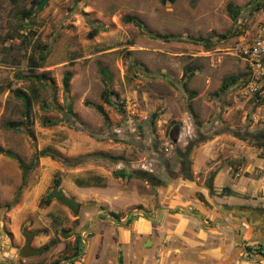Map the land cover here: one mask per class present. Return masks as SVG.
<instances>
[{
  "label": "rangeland",
  "instance_id": "374dc122",
  "mask_svg": "<svg viewBox=\"0 0 264 264\" xmlns=\"http://www.w3.org/2000/svg\"><path fill=\"white\" fill-rule=\"evenodd\" d=\"M41 1L0 0V149L26 165L47 148L59 159L39 158L21 186L18 162L0 155V264H93L98 223L120 228L111 214L123 222L139 211H121L133 200L123 197L113 201L115 212L93 207L95 173V184L109 181V191L133 184L155 195V209L143 213L150 217L167 211L190 219L198 210L190 213L188 187L181 193L177 188L185 180L207 189L204 198L190 192L203 203L202 220L226 211L222 228L198 222L209 244L229 243L230 236V261L264 264L258 255L264 240L238 218L241 207L264 210L263 87L255 95L250 91L242 54L264 32V0L258 10L253 0H49L39 10ZM227 6L239 12L231 15ZM125 17L140 20L142 28ZM43 56L40 68L29 67L30 59ZM14 90L31 98L29 122ZM72 116L77 120L69 124ZM8 123L33 136L7 130ZM118 171L131 177L115 178ZM148 174L158 186L146 181ZM217 174L227 187L248 184L255 191V182L258 191L235 193L241 206L218 203L212 182ZM55 180L64 195L72 197L68 186L75 189L77 213L54 200L43 204ZM102 189L94 188L105 195ZM231 223L244 229L234 233ZM27 242L33 252L23 255Z\"/></svg>",
  "mask_w": 264,
  "mask_h": 264
},
{
  "label": "crops",
  "instance_id": "0c3cea01",
  "mask_svg": "<svg viewBox=\"0 0 264 264\" xmlns=\"http://www.w3.org/2000/svg\"><path fill=\"white\" fill-rule=\"evenodd\" d=\"M97 177L98 175L95 173L92 178L93 207H95L96 204H100L106 207L107 210H112L113 201L121 197H123L122 199L133 198L132 202L121 211L126 212L134 208V206H137L139 211H135L138 213H134L140 215V217L129 225H125L126 220L121 222L122 226H120V228L98 223L97 232L95 231L96 237H94L95 240H93V264H119V258L122 264H236L234 260L230 261L233 255H231V257L229 255L234 250V248H231L235 245V240L229 236V243H225V239H223V241L221 240V242H218L216 239L213 244H209L210 241L206 240L207 237L205 233L198 226V222L207 226L216 224L220 228L225 225L219 222L223 217H226V211L222 210H220L221 212L217 211L216 213L219 217L211 219L210 222L202 220V214L200 212L203 213V211H201L203 206L200 200L194 199V196L201 195L203 198L206 197L204 191L207 189L198 188L197 186L193 187V183L191 184L189 181L185 180L183 182L186 183H181L180 188H177L181 193L188 187L187 191H189V197H186V199L193 205L190 208V213L193 210H198L196 215L191 214L190 219L178 215V213L173 215L169 214L167 211L150 217L149 215H144L146 214L144 212L148 213L155 209V195L140 191L136 186L132 188L133 184L129 186L130 188H115L109 191L113 186H111L112 184H110L108 180V183L103 184L102 187V192H104L105 195L99 194L95 191H99V188L94 190V188H97L95 184ZM222 181H224V178L221 174H217L212 181L214 193L218 196V203L230 201L235 205L241 206L243 204L241 200L235 196V193L255 196V191H258L259 188L255 182L253 184L256 190L253 191L251 187H248V184H245L244 187L239 185L227 187ZM66 190L71 192L69 193L72 197H75V189L68 186ZM109 192L111 194L110 197L108 196ZM158 194V196H161L160 192H158ZM65 196L69 197L66 192ZM171 196V198H175L174 195ZM220 196H222L224 200H220ZM161 199L162 197H158L157 201L159 205ZM74 200L76 201V199ZM244 202L249 203L250 200ZM232 219H234L233 216L231 217V220ZM94 223L95 220H93V224ZM231 226H233L232 231L234 233L241 230V224L231 223ZM228 231H230V228H228ZM240 234L241 239L242 232ZM117 249L121 252L120 257Z\"/></svg>",
  "mask_w": 264,
  "mask_h": 264
},
{
  "label": "trees",
  "instance_id": "16d2710c",
  "mask_svg": "<svg viewBox=\"0 0 264 264\" xmlns=\"http://www.w3.org/2000/svg\"><path fill=\"white\" fill-rule=\"evenodd\" d=\"M165 1H169L170 3H173L175 0H165ZM259 0H253L252 1V7L254 6V10H258V2ZM40 3V2H39ZM251 7V9H253ZM264 7V6H263ZM227 10L230 12L231 15H236L239 11L238 9H234L232 8L231 6H227ZM30 16V13L27 14V17ZM125 21L127 23H132L134 24L136 27L138 28H142V22L136 18H133V17H125ZM44 56L39 58V62H35L33 59H30L28 64H29V67L31 66V68L33 69H38L41 67V63L44 61ZM105 75H106V71L105 69H102L101 70ZM192 76V72L189 71L188 73H185L184 74V77H186V81L183 83V88L186 89L187 88V82L189 80V78ZM70 74H67L65 77H64V80H63V86H64V89L67 90L68 89V84H69V79H70ZM225 87L229 86L228 83H225L224 84ZM13 95L15 98H17L20 102H21V105H22V109H23V113L22 115L24 116L25 120H27V122H29V115L30 114V111H31V98L29 95H27L26 93L20 91V90H14L13 91ZM105 97L103 98L104 99V102L109 105L110 104V101H109V93H104ZM99 113H101L102 115H104V112L102 110V108L100 106H96L95 108ZM73 118L69 121V124H73L75 120H77L74 116H72ZM74 120V121H73ZM48 126H54V125H57V122H48L47 124ZM6 129L9 130V131H12V132H16V133H23V134H27L29 136H33V133L31 130L25 128V127H22L20 124H17V123H8L6 125ZM195 145L194 142H191L187 149H186V154L189 153L190 149H192V147ZM185 154V153H183ZM0 155H4L10 159H14L18 162V165H19V168L21 169L22 171V175L20 176L21 177V186H24L26 184V179H27V175L28 173L34 168L37 160L39 158H43V157H50V158H53V159H59V157L53 153L50 149H43V150H40V151H37L34 153L33 155V158L32 160L30 161L29 164H24L15 154H13L12 152L10 151H4L2 149H0ZM113 176L115 178H125V177H131V175L128 173H125V172H122V171H118V172H115L113 174ZM188 180H191V177L187 175L186 177ZM146 181L151 184L153 187L154 186H158V181L155 180V178L153 176H151L150 174L147 175L146 177ZM98 187H103V185H97ZM59 188V182L58 180H55L54 181V184H53V188L52 190L50 191V193L46 196V198L42 201L44 205H48L52 200L56 201L58 204L60 205H63L65 207H67L70 211H72L73 213H77V211L79 210V208L81 207V204L76 202L73 198L71 197H66L62 191ZM227 191V190H226ZM16 203V199L13 201V203L7 205V209H10V207H12L14 204ZM131 215L128 216L126 222H125V225H128L132 222V220H134L137 216L136 215H132V213H130ZM117 214H111V218L116 222V223H119L121 224V221H120V218H118ZM247 250H250V248L248 247ZM258 255H263L264 256V253L261 254V253H258ZM119 264H122V261L121 259L119 258V261H118Z\"/></svg>",
  "mask_w": 264,
  "mask_h": 264
},
{
  "label": "built area",
  "instance_id": "2783aa9c",
  "mask_svg": "<svg viewBox=\"0 0 264 264\" xmlns=\"http://www.w3.org/2000/svg\"><path fill=\"white\" fill-rule=\"evenodd\" d=\"M242 54L250 71V91L255 95L263 87L259 93L264 96V32L255 36L251 45L242 50ZM258 81L260 87L256 84Z\"/></svg>",
  "mask_w": 264,
  "mask_h": 264
},
{
  "label": "flooded vegetation",
  "instance_id": "af4514ba",
  "mask_svg": "<svg viewBox=\"0 0 264 264\" xmlns=\"http://www.w3.org/2000/svg\"><path fill=\"white\" fill-rule=\"evenodd\" d=\"M209 191L211 192V188L209 187ZM202 202V201H201ZM203 204V203H202ZM233 210V208H231ZM239 215L238 218H244L246 223L249 226H252V231L254 234H260L262 239L264 240V210L262 209H254L250 207H241L238 208ZM241 231L244 229V226L241 224ZM262 258L264 259L263 255ZM259 257V256H258ZM257 258V257H255Z\"/></svg>",
  "mask_w": 264,
  "mask_h": 264
},
{
  "label": "water",
  "instance_id": "95a60500",
  "mask_svg": "<svg viewBox=\"0 0 264 264\" xmlns=\"http://www.w3.org/2000/svg\"><path fill=\"white\" fill-rule=\"evenodd\" d=\"M49 0H42L39 4H38V9L40 10L47 2H48ZM144 176L146 175V173H142ZM182 210H184V209H182ZM135 213H138V212H135ZM158 213H156V215H157ZM93 224H92V228H93ZM91 228V229H92ZM28 246H29V242H27L26 243V246L23 248V250H22V254L23 255H25V254H31L32 252H33V250H30L29 248H28ZM262 261H264V259L263 258H260Z\"/></svg>",
  "mask_w": 264,
  "mask_h": 264
}]
</instances>
